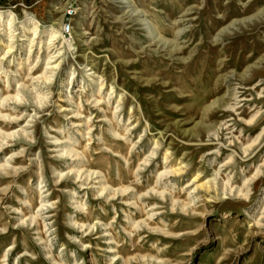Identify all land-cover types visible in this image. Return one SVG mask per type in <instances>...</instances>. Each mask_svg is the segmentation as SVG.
I'll use <instances>...</instances> for the list:
<instances>
[{
  "label": "rangeland",
  "instance_id": "1",
  "mask_svg": "<svg viewBox=\"0 0 264 264\" xmlns=\"http://www.w3.org/2000/svg\"><path fill=\"white\" fill-rule=\"evenodd\" d=\"M0 264H264V0H0Z\"/></svg>",
  "mask_w": 264,
  "mask_h": 264
},
{
  "label": "built area",
  "instance_id": "2",
  "mask_svg": "<svg viewBox=\"0 0 264 264\" xmlns=\"http://www.w3.org/2000/svg\"><path fill=\"white\" fill-rule=\"evenodd\" d=\"M71 31H72V25L71 22L69 21V19H66L65 22L62 24L61 27V33L64 37H69L71 35Z\"/></svg>",
  "mask_w": 264,
  "mask_h": 264
},
{
  "label": "bare ground",
  "instance_id": "3",
  "mask_svg": "<svg viewBox=\"0 0 264 264\" xmlns=\"http://www.w3.org/2000/svg\"><path fill=\"white\" fill-rule=\"evenodd\" d=\"M4 15V14H3ZM35 24V23H34ZM59 38V35L56 31H51V34L46 42V45H50L52 42L54 43Z\"/></svg>",
  "mask_w": 264,
  "mask_h": 264
}]
</instances>
